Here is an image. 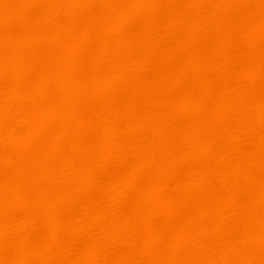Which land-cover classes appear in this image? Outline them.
<instances>
[{
	"label": "bare ground",
	"instance_id": "1",
	"mask_svg": "<svg viewBox=\"0 0 264 264\" xmlns=\"http://www.w3.org/2000/svg\"><path fill=\"white\" fill-rule=\"evenodd\" d=\"M0 264H264V0H0Z\"/></svg>",
	"mask_w": 264,
	"mask_h": 264
}]
</instances>
